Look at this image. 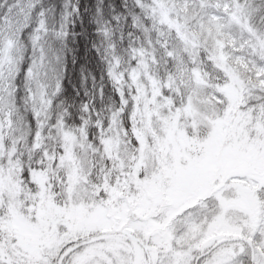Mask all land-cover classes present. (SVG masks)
I'll list each match as a JSON object with an SVG mask.
<instances>
[{"label": "snow or ice", "instance_id": "obj_1", "mask_svg": "<svg viewBox=\"0 0 264 264\" xmlns=\"http://www.w3.org/2000/svg\"><path fill=\"white\" fill-rule=\"evenodd\" d=\"M0 264H264V0H0Z\"/></svg>", "mask_w": 264, "mask_h": 264}, {"label": "trees", "instance_id": "obj_2", "mask_svg": "<svg viewBox=\"0 0 264 264\" xmlns=\"http://www.w3.org/2000/svg\"><path fill=\"white\" fill-rule=\"evenodd\" d=\"M89 3H91V0H88ZM84 40L81 39L79 40L77 47L79 48V52L77 53L78 57H80V59L77 60V64H76V69L79 68L80 63H83V56H84ZM69 75L75 80L76 79V71L72 68L71 64H70V72Z\"/></svg>", "mask_w": 264, "mask_h": 264}]
</instances>
